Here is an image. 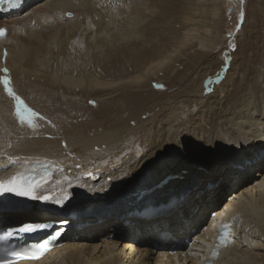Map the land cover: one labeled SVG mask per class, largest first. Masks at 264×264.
I'll return each mask as SVG.
<instances>
[{
	"label": "bare ground",
	"instance_id": "6f19581e",
	"mask_svg": "<svg viewBox=\"0 0 264 264\" xmlns=\"http://www.w3.org/2000/svg\"><path fill=\"white\" fill-rule=\"evenodd\" d=\"M221 1L25 0L21 10L0 15V29H5L0 36V69H7L6 73L0 71V76L7 77L12 88L27 77L33 78L72 101L91 95L92 100L102 102L123 87L132 89L131 85L141 92L154 88L171 81L186 56L200 52L234 55L232 39H225L224 46L216 50L220 37L214 27L220 20L216 8ZM232 4L240 8V0L223 1L224 7ZM169 6L173 10L168 17L175 12L180 37L169 38L171 42L162 50L160 46L155 49L158 58L144 60L141 75L107 82L86 73L82 64L46 72H41L40 66L30 70L23 65L34 40L57 49L67 40L80 41L82 37L87 51L93 53L103 42L107 26L127 24L135 28L142 20L148 27H156L148 19L164 17ZM149 36L154 37L152 32ZM134 47L122 50L135 58L154 50L152 45L139 52ZM233 55L222 81L223 65L215 69L204 65V72L197 74L199 87L188 80L184 88L140 113L112 114L106 101L92 114L79 112L86 122L73 125L57 120L43 107L44 117H36L29 125L30 117L9 119L0 103V182L19 172L27 173L31 169L27 164H49L53 171L43 194L67 193V205L77 203L74 206L78 207L85 195L98 206L118 201L149 188L170 171L192 172L191 167L207 166L215 157L218 160L211 165V172L232 163L229 188L227 182L218 186L210 179L202 192L189 198L182 212L177 201L98 221L62 216L48 209L37 212L28 201L16 211H0L1 227L6 223L16 226L20 217L34 219V223L62 222L56 227L64 234L62 248L32 264H201L219 228L227 223L232 224L235 241L219 249L213 264H264V77L254 85L255 74L250 73L244 91L234 93L233 87L239 84L234 69L240 65ZM227 189L230 191L225 195ZM113 231L118 234L113 235ZM91 233H97V240Z\"/></svg>",
	"mask_w": 264,
	"mask_h": 264
},
{
	"label": "rangeland",
	"instance_id": "374dc122",
	"mask_svg": "<svg viewBox=\"0 0 264 264\" xmlns=\"http://www.w3.org/2000/svg\"><path fill=\"white\" fill-rule=\"evenodd\" d=\"M223 1L224 0H222L220 2L221 4L217 6L218 8H216L220 18L216 27H214L216 28L215 32H217L218 36L220 37L219 40H217L218 42L215 44L217 45L216 50L219 51L224 46L223 41L225 39H232L235 41V46L232 47L233 50H231V53H234V55L229 54V52L227 53V56H224V58L222 56H218L219 54L217 53L211 52L207 54V52H200L196 55H191L189 57L186 56L185 58H182L180 64L182 67L180 66L178 68L171 81L160 84L161 87H148V89L146 88V90L142 92L140 90H133L134 85H131V87H133L132 89H124L123 87L116 94H114L113 97L102 102H96L92 100L94 98L91 95H86L80 99L72 101L70 99L63 98L56 92H53L49 87L44 88L37 80L27 77L24 81L17 82L13 88L10 86L9 87L16 96L21 98L24 107L30 109L32 113H35L34 116L26 114L23 107L20 110V116H18L16 111V101L13 99V97L7 94V92L4 90L3 84L0 83V103L4 107H2L1 110L9 119L15 116L16 118L22 117L24 120H26L28 117H30L31 122L33 123L36 117H44L43 115H45V112L43 111L44 109H42L44 107L47 110H50L49 113L54 115L53 117L57 120L66 121L73 125L85 124L86 122L85 119L79 116V112L80 115H86V113L92 114L93 111L95 112L96 106L101 107V104H104L106 101H108L112 107L110 108L112 109V114L118 113L119 116H123L127 113H140L142 111L139 110H143L146 107L159 102L160 98H168L171 93H175L176 91L184 88V85L188 80L191 81V84L194 87H199L200 82L197 78V74L204 72V69L202 68L204 65L209 64L214 69L218 65H223L225 68L223 67L224 69L222 72L224 73L222 74L220 72L222 77L219 79L222 81L226 70H228L227 68L228 63H230V58L232 57L231 55L235 57L240 65L234 69L235 75H237L236 81L239 83L236 87H233L234 93L236 91H244L247 85L245 79H247L246 77L250 73L255 74L254 82L256 81L257 83L254 85H258L260 77H264L262 76L264 74V0H240V8L237 7V4H232L229 7L225 5L224 7ZM170 7L171 6L167 7L163 11L165 14L164 17L154 16L153 18L148 19L151 24L154 22L156 27H152V25L148 27L147 22L145 23L142 20L135 28H132L127 24L118 25L117 28L107 26L105 29L106 35L103 42L97 45L96 50L93 53L87 51L86 41H84L85 39L82 37L80 41L76 39L65 41V44L63 45L64 54L63 52H59L61 49L63 50V48L58 45L56 46L57 49H55V46L34 40V42H32V44L28 47L29 49L25 52L26 58H24L23 65L26 69L30 70H38L40 66V69L43 70L41 72H46L47 69L57 70L64 65L74 66L76 63L75 67H77L82 64L86 70V73L92 75L96 74L95 76L107 82L124 81L126 79L132 78L134 75H141L142 66L144 64L142 62L144 60H154V58L157 59L158 57H156V50L159 46L162 50L166 48V46L171 42L168 40L169 38L178 39V37H180V33L177 28L178 24H176L175 12L168 17V15L173 10V8ZM175 10L177 9L175 8ZM241 13H243V17H241ZM149 22L148 25H150ZM173 26L174 28H172ZM150 32L153 33V38L149 36ZM148 37L149 41H147ZM118 38H120V41H118ZM132 45H135L134 49L138 50L137 52H139V50L142 51L145 47L148 48V46L151 45L152 47L150 49L154 50L135 58V56L128 55L124 52V50H122ZM44 46L45 48H43ZM49 46L50 49L48 48ZM41 49L44 50L43 53ZM53 52H56L57 54ZM77 54L79 56H77ZM38 58L40 60H38ZM41 59L44 60L41 61ZM48 59L51 60L46 66L45 64H47L46 61ZM179 78L184 79L180 80L178 83ZM2 79L3 77L0 76V80ZM125 83L127 82H124L120 85L124 86ZM4 102H7V104L4 105ZM38 106L41 108V110L39 109V113L36 112ZM114 108L116 109L115 111H113ZM119 116H116L115 119L121 118ZM91 118L95 117L91 116ZM238 152H241V149ZM215 158L207 166L200 165L191 167L193 169L192 172H188L190 170L185 169H181L179 171H170L159 180H155V183H153V185H151L149 188H142V191L131 194V196L127 197L128 199L122 198L118 201L111 200L110 203H101V206H98L99 204L95 203L92 197L85 195L82 197V200L78 202L80 204L78 207L74 206L77 203H74L73 205H67L64 202L62 211L57 214L75 217L81 220L98 221L110 219L129 211L137 212L150 208H156L144 207L141 209H135L151 203L167 205L168 201L169 203L172 201L179 202L180 205H182L180 206L182 208H180V212H182L189 198L192 197L197 191H201L202 188H205L210 179H213L211 180L212 182L210 181L212 184H217L218 186H220V184L223 182L228 183H226L227 188L232 185V163L226 162L223 166H220L218 170L211 172V165H213L218 160ZM175 166L177 165H173L171 167L174 168ZM166 175H168L169 178L163 181V178H165ZM166 182L168 183L163 186V184ZM229 191L230 189L225 190V195H227ZM114 201L116 202L114 203ZM28 202L32 209L36 210L37 212L45 209L42 206H38L40 203L38 200L30 199ZM23 222L34 223V219L20 217L17 223L20 224ZM10 224L6 223L5 226H10ZM18 224H16V226ZM117 234L118 232L113 231V235ZM91 235L92 239L97 240L98 237H95L97 233H91Z\"/></svg>",
	"mask_w": 264,
	"mask_h": 264
},
{
	"label": "snow or ice",
	"instance_id": "6c2138e0",
	"mask_svg": "<svg viewBox=\"0 0 264 264\" xmlns=\"http://www.w3.org/2000/svg\"><path fill=\"white\" fill-rule=\"evenodd\" d=\"M18 3L19 0H0V6L6 4L9 8L16 7ZM241 17H243V13H241ZM4 34L5 29H0V36H3ZM0 71L6 73L7 69H0ZM0 83L3 84L4 90L7 92V94L13 97V99L16 101V111L18 116H20V110L22 107L24 108V112L26 114L30 116L35 115V113H32L30 109L24 107L21 98L13 93L12 89L9 87L10 80L7 77L0 80ZM156 87L161 86L156 85ZM28 123L31 125V120H29ZM52 171L53 169L49 164H43L38 168H33L30 173L16 174L8 181L0 182V193H14L18 197H26L31 200L45 202L51 201L54 204L62 206L69 198L67 193H64L62 197L43 194L44 190H46L45 186L48 184L51 178ZM47 227L48 225L43 223H26L14 229H6L2 234H0V242L6 243L10 238L16 235L35 233ZM220 239L221 244L226 246L227 236L222 235ZM46 250L47 241L19 251L16 249L6 250L4 248H0V252L4 253V255L7 257L6 259H0V264H15V261L18 259H38L39 256L42 255ZM213 255H215V253Z\"/></svg>",
	"mask_w": 264,
	"mask_h": 264
}]
</instances>
